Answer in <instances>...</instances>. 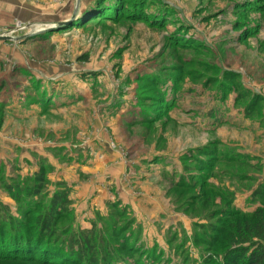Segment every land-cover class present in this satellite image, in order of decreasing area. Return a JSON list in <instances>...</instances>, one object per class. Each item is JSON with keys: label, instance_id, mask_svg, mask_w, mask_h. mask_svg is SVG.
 <instances>
[{"label": "rangeland", "instance_id": "obj_1", "mask_svg": "<svg viewBox=\"0 0 264 264\" xmlns=\"http://www.w3.org/2000/svg\"><path fill=\"white\" fill-rule=\"evenodd\" d=\"M138 2L0 0V138L18 147L0 152V210L22 223L0 232V264L51 262L38 201L6 190L38 174L44 207L67 193L57 235L96 227L118 247L126 233L148 264H202L212 235L226 238L211 229L227 228L219 208L263 205L251 198L264 185V0ZM221 152L261 170L219 163Z\"/></svg>", "mask_w": 264, "mask_h": 264}, {"label": "trees", "instance_id": "obj_2", "mask_svg": "<svg viewBox=\"0 0 264 264\" xmlns=\"http://www.w3.org/2000/svg\"><path fill=\"white\" fill-rule=\"evenodd\" d=\"M139 2H142V0H139ZM139 2L138 4H140ZM148 5L149 4H147V6ZM143 6L142 4V7ZM166 16L163 9L152 15L155 24L166 20ZM163 99L168 105L172 104L168 98ZM144 118L146 119V117ZM213 159H219V163L238 164L246 167L248 166L253 170H261V165L259 166L257 163L253 165V162L235 153L224 154V152H221L219 158ZM184 168L188 167L184 165ZM240 177L241 179L251 178V176L246 174H244V176H239V178ZM35 180L36 181L32 184L34 186L33 188L29 186L20 188V194L17 192L18 190L16 191V186H6V190L10 192L11 197L16 202L21 203L22 199H29V203L38 201L33 208L36 210L40 208L42 213L38 216L35 226L42 237V242H45L44 245L48 248H44V251L56 252L62 255L66 259L65 261H69L73 258L78 264H148V262H145V259L149 258L144 249L139 245L135 246L132 240H128L127 238L129 235L126 233L121 238L122 240L118 247L112 246L109 243L110 241L106 239V235L103 234L102 231L97 230L96 227H94L92 231H79L77 233L74 230L67 229L63 231L62 236L57 235L59 218H61L68 209L69 200L67 198V193L66 191L57 192L49 205L44 207L43 201L47 196V193H44L47 186L45 176L43 174L35 175ZM181 183L182 184L178 183L177 185L181 187H191L194 185L193 183ZM20 195L23 198H21ZM38 198L39 200H37ZM251 199L252 202L260 199L263 201V205L255 211L248 213H232L226 208H219V210L216 211L219 213L218 215L222 216L221 221L227 224V228L213 226L211 229L215 232L224 234L226 238L221 242L212 235L211 239L214 241L218 240L217 251L212 252L214 254H210V256L204 257L202 264H213V262L214 264H218V259L220 257L219 253L222 252L221 247H224V252H222L224 264H264V185L252 195ZM9 212L10 210L8 207H1L0 232L21 233L22 223ZM230 216H232V219ZM121 233H124L122 229ZM7 236L9 239L11 238L10 235ZM1 240L2 238L0 237V242ZM200 240L202 241V238H200ZM18 249L25 254V252L28 251L27 243L26 246H20ZM52 252H50L51 254L47 255L46 258L48 257L50 259V264H55L56 260L60 257H57L56 254ZM157 258L158 257L155 256L152 259ZM76 262H71L70 264H75ZM65 264H67V262Z\"/></svg>", "mask_w": 264, "mask_h": 264}, {"label": "crops", "instance_id": "obj_3", "mask_svg": "<svg viewBox=\"0 0 264 264\" xmlns=\"http://www.w3.org/2000/svg\"><path fill=\"white\" fill-rule=\"evenodd\" d=\"M64 93V92H63ZM73 96V95H72ZM62 97H63V95L61 96V97H56V99H57V101L59 102V101H61L62 100ZM59 105V104H58ZM58 105H53L52 107H54V109H57V108H59V107H57ZM8 106V105H7ZM7 110H8V114L7 115H9L8 116V118L9 119H11V120H17L16 118H14V117H12V115H10V113H9V109H8V107H7ZM20 117L22 118L23 116L20 114ZM251 130H253V128H251ZM0 137H1V135H0ZM3 137V136H2ZM3 139L5 140V142L0 138V152H2V148L6 151V150H8V148H9V151H10V153H11V151H12V155L15 153V152H17L16 150H17V143L16 142H14V141H12L11 139H7V138H5V137H3ZM1 143H3V144H5V145H2ZM10 159V157H8V159H5L6 161L7 160H9ZM17 160V158L15 157V159L14 160H12L11 162H13V161H16ZM4 163H5V161H4ZM95 204H97V202H95Z\"/></svg>", "mask_w": 264, "mask_h": 264}, {"label": "water", "instance_id": "obj_4", "mask_svg": "<svg viewBox=\"0 0 264 264\" xmlns=\"http://www.w3.org/2000/svg\"><path fill=\"white\" fill-rule=\"evenodd\" d=\"M10 38L8 37H1L0 40H9Z\"/></svg>", "mask_w": 264, "mask_h": 264}]
</instances>
